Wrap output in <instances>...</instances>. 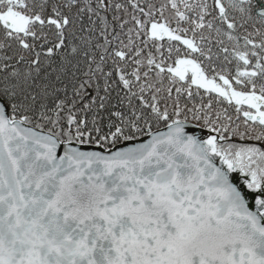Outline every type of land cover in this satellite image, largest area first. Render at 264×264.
Listing matches in <instances>:
<instances>
[{
	"label": "snow or ice",
	"instance_id": "1",
	"mask_svg": "<svg viewBox=\"0 0 264 264\" xmlns=\"http://www.w3.org/2000/svg\"><path fill=\"white\" fill-rule=\"evenodd\" d=\"M0 264H264V0H0Z\"/></svg>",
	"mask_w": 264,
	"mask_h": 264
}]
</instances>
